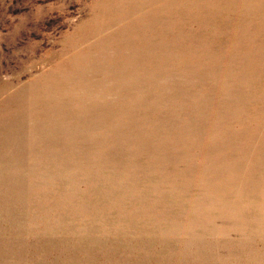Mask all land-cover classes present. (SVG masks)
Here are the masks:
<instances>
[{
  "label": "rangeland",
  "instance_id": "rangeland-1",
  "mask_svg": "<svg viewBox=\"0 0 264 264\" xmlns=\"http://www.w3.org/2000/svg\"><path fill=\"white\" fill-rule=\"evenodd\" d=\"M250 33L264 45V0H0V264H264ZM19 113L27 148L74 153L66 135L80 160L12 155Z\"/></svg>",
  "mask_w": 264,
  "mask_h": 264
},
{
  "label": "bare ground",
  "instance_id": "bare-ground-1",
  "mask_svg": "<svg viewBox=\"0 0 264 264\" xmlns=\"http://www.w3.org/2000/svg\"><path fill=\"white\" fill-rule=\"evenodd\" d=\"M237 2H242V3H246L247 0H237ZM156 21H158L156 19ZM235 25V29L236 31H239L241 30V25L238 23V24H234ZM249 35V34H248ZM247 35V36H248ZM253 34L250 33V36H252ZM230 39L229 37H227V40ZM237 40V39H236ZM242 39H238V41H240V44H243L244 47L250 51V53L252 54L251 50H255L256 48L258 49H261L263 50L264 49V45L262 42L258 41V39L254 38V35L251 37V41L249 42H243V40L241 41ZM256 40V41H255ZM230 41V40H229ZM209 43H210V40H209ZM147 55V54H146ZM148 56V55H147ZM245 58H248L249 57L246 55L242 58V63L244 65V70H249L250 67H251V63H249ZM245 74V73H244ZM249 76H252L251 74H247ZM61 102V101H60ZM62 105V104H61ZM132 110H135L132 109ZM80 114H84L83 112H79ZM63 119H60L59 117H56L52 120H50L48 123H37L36 126L37 128L41 129V131H43V129H48L49 131H61L60 133H65V132H62V131H65L64 129H62L61 125L63 124ZM4 136L2 138V145L3 147H9V150L12 154V151H15L14 154L12 155H15L16 153L18 152H29V153H36V152H40L42 153V151L47 154V167H54V164L58 161L56 160V158L58 159V157H62L64 160L68 161V160H75V161H78L80 160V158H70L68 157L69 154H73L75 155L76 152H79L81 151L82 152V148H80V146H82V142H79V143H70L69 142V139L67 138L66 135H64V143L62 144L63 147L65 148H70V147H76L78 149H74V153L73 152H68L66 151V153H64V151L62 149H56V148H50V150H47V147L43 148V149H39L38 147L40 145H44V143L46 142H43L42 139H41V142H40V145L39 146H34L36 144V139L34 138L32 140V143H33V147H31L30 149L27 148V143H28V135L26 133V128H25V119H24V116L19 113V116L18 117H14L13 120L6 124L4 127ZM112 132H113V136L115 138V136L118 137V128L117 127H114L112 129ZM106 136V134H105ZM112 140L113 138L112 137H107L106 139H103L100 137V135H95L94 137H92L91 141H93L94 143H98V142H104V147H105V150L102 151V153L106 156H109V150L111 149V146H112ZM88 147V146H87ZM94 149H95V146L92 145L90 149L86 150L84 153L87 155V153H91L93 154L95 157V152H94ZM101 155V153H100ZM76 156V155H75ZM34 168V167H33Z\"/></svg>",
  "mask_w": 264,
  "mask_h": 264
}]
</instances>
